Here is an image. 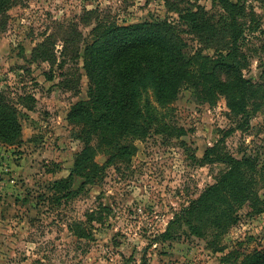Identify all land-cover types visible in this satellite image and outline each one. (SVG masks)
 <instances>
[{
  "label": "rangeland",
  "instance_id": "1",
  "mask_svg": "<svg viewBox=\"0 0 264 264\" xmlns=\"http://www.w3.org/2000/svg\"><path fill=\"white\" fill-rule=\"evenodd\" d=\"M233 1L246 10L237 24L241 72L252 82L248 116L231 114L223 96L208 103L184 87L160 109L159 132L136 141L129 161H113L101 182L57 208L37 197L70 174L83 150L67 116L87 99L84 52L96 25L168 21L188 52L226 55L227 14L216 0H11L0 14V101L16 110L22 143L0 144V264H226L237 244L250 252L264 247V212L251 215L249 205L221 242L207 227L155 241L228 171L224 159L258 151L264 166V0ZM186 9L198 12L201 30L175 25ZM244 122L248 128L237 130ZM217 144L210 163L205 155ZM109 157L96 159L107 165ZM256 189L264 202V181ZM91 212L104 220L80 240L70 227Z\"/></svg>",
  "mask_w": 264,
  "mask_h": 264
},
{
  "label": "trees",
  "instance_id": "2",
  "mask_svg": "<svg viewBox=\"0 0 264 264\" xmlns=\"http://www.w3.org/2000/svg\"><path fill=\"white\" fill-rule=\"evenodd\" d=\"M216 1L227 14L222 22L231 41L226 55L220 50L213 56L200 51L188 52L168 21H146L131 26L96 25L84 52L89 83L87 99L74 104L67 116L69 124L78 128L76 139L84 147L76 155L70 174L49 183L48 194L37 197L40 202L57 208L67 205L101 182L113 161H129L136 152V141H144L155 129L159 132L163 121L160 109L173 103L184 87L194 89L198 92L196 96L208 103L223 96L231 114L248 116L252 82L241 72L238 51L243 31L237 24L246 10L233 0ZM10 5L11 0H0V14ZM179 13L180 22L175 25L185 24L194 31L203 28L198 12L186 9ZM237 128L245 130L248 123H241ZM21 138L16 110L0 101V144L18 146ZM261 144L264 149V138ZM217 147L218 144L208 150L205 155L208 162L217 160L213 157ZM100 154L110 156L107 165L97 162ZM261 154L256 151L243 154L239 160L224 159L229 164L228 171L178 213L155 241L173 240L179 232L195 235L207 227L221 242L240 221L238 211L244 206L249 205L253 210L251 215L262 214L264 202L256 189L258 182L264 181V166L259 167ZM96 215L91 212L85 223L71 225L78 239H89L92 223L103 222L104 218ZM243 246L237 244L238 251L225 256L224 262L264 264V247L250 252Z\"/></svg>",
  "mask_w": 264,
  "mask_h": 264
}]
</instances>
